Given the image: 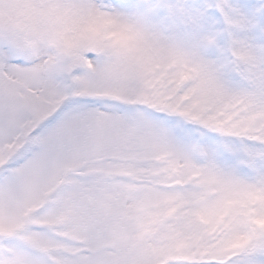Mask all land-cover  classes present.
Segmentation results:
<instances>
[{
    "label": "snow or ice",
    "instance_id": "snow-or-ice-1",
    "mask_svg": "<svg viewBox=\"0 0 264 264\" xmlns=\"http://www.w3.org/2000/svg\"><path fill=\"white\" fill-rule=\"evenodd\" d=\"M0 264H264V0H0Z\"/></svg>",
    "mask_w": 264,
    "mask_h": 264
}]
</instances>
